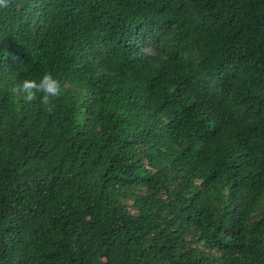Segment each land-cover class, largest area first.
Instances as JSON below:
<instances>
[{
  "label": "trees",
  "instance_id": "1",
  "mask_svg": "<svg viewBox=\"0 0 264 264\" xmlns=\"http://www.w3.org/2000/svg\"><path fill=\"white\" fill-rule=\"evenodd\" d=\"M0 264H264V0L0 7Z\"/></svg>",
  "mask_w": 264,
  "mask_h": 264
},
{
  "label": "clouds",
  "instance_id": "2",
  "mask_svg": "<svg viewBox=\"0 0 264 264\" xmlns=\"http://www.w3.org/2000/svg\"><path fill=\"white\" fill-rule=\"evenodd\" d=\"M8 0H0V7H7ZM23 101L30 103L39 100L48 105L51 100L59 97L62 92L61 83L52 73L45 72L38 78L24 79L19 85Z\"/></svg>",
  "mask_w": 264,
  "mask_h": 264
}]
</instances>
